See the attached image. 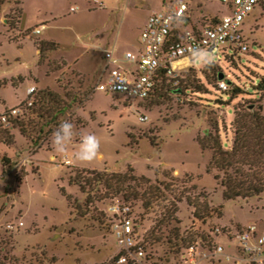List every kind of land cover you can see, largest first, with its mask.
I'll list each match as a JSON object with an SVG mask.
<instances>
[{
  "label": "rangeland",
  "instance_id": "374dc122",
  "mask_svg": "<svg viewBox=\"0 0 264 264\" xmlns=\"http://www.w3.org/2000/svg\"><path fill=\"white\" fill-rule=\"evenodd\" d=\"M168 1H2L0 111L32 101L45 89L68 108L54 123L38 119L29 109L24 117L30 122L28 134L7 128L12 143L0 142V253L12 255L21 264L34 257L42 260L41 264H114L120 250L109 233L104 212L113 201L130 207L144 264H234L241 258L235 250L240 228L256 225L264 233V191L246 199H222L215 179L220 173L206 171L210 152L196 142L216 127L223 148L228 149L235 108L258 107L264 115V93L253 88L264 78V0L242 21L246 50L219 45L223 51L213 56L217 68L213 76L210 67L202 71L193 58L191 66L174 71L170 79H176V84L167 82L157 90L159 96L152 95L147 101L95 88L104 66L102 50H112L118 59L126 51H135L146 17ZM225 13L218 2L204 1L195 10V18L202 16L203 24L208 16ZM8 20L17 23L9 27ZM37 42L47 43L46 48L48 43L55 45L42 50L39 58ZM194 84H200L201 91L195 92ZM178 85L186 90L175 89ZM31 86L34 89L26 98ZM63 120L72 122L78 134L94 133L100 139L101 154L95 161L82 164L76 159L79 135L64 153L55 150L52 133ZM31 138H37L38 144H32ZM2 157L9 159L7 166H2ZM71 170L129 172L148 183L129 182L128 190L134 188L143 198L127 201L119 194L105 196L98 185L96 191L89 192L92 202L83 209L85 194L68 183ZM146 186L157 191L145 195ZM186 198L197 204L198 212L203 204L220 209L202 220L193 216L194 208ZM143 202H148L147 207ZM72 205L78 206L77 212ZM172 227L184 244L189 240L188 247L173 250L169 246L164 237ZM150 234L161 239L153 242ZM218 245L222 251L214 253ZM239 264L248 263L241 260Z\"/></svg>",
  "mask_w": 264,
  "mask_h": 264
},
{
  "label": "built area",
  "instance_id": "2783aa9c",
  "mask_svg": "<svg viewBox=\"0 0 264 264\" xmlns=\"http://www.w3.org/2000/svg\"><path fill=\"white\" fill-rule=\"evenodd\" d=\"M204 1L218 2L226 13L221 16H208L202 24V16L195 18V10ZM261 0H169L167 4L152 11L145 19L139 32V47L126 51L120 59L110 49L102 50L104 66L95 88L105 93L122 94L125 98L143 101L156 88L160 74L165 78L174 76L177 67L191 66L193 50L199 49L216 56L219 45L227 44L237 51L246 47L241 33V24L253 6ZM38 33L39 29H34ZM119 61L124 66L117 65ZM182 62L181 66L178 63ZM219 87L224 89L223 82ZM27 88V94L33 91ZM31 101L0 111V122H9L23 116ZM145 117H140L143 120ZM67 163V160L64 161ZM109 233L117 247L114 264H144L145 254L136 239L133 216L128 204L113 201L104 208ZM20 225V223H18ZM11 227L10 225L7 226ZM240 260L248 264H264V233L256 225L240 228L237 232ZM214 253L222 251L218 245ZM228 260L229 255H224ZM190 264H195L191 262Z\"/></svg>",
  "mask_w": 264,
  "mask_h": 264
},
{
  "label": "trees",
  "instance_id": "16d2710c",
  "mask_svg": "<svg viewBox=\"0 0 264 264\" xmlns=\"http://www.w3.org/2000/svg\"><path fill=\"white\" fill-rule=\"evenodd\" d=\"M2 1L3 0H0V5ZM15 23H17V20L14 22L8 20L7 24L9 27H13ZM46 44L47 43L43 42L36 43L35 46L36 50L39 51L37 54L39 58L42 50L52 48L55 45L53 43H48V47L46 48L44 47ZM208 67L211 68L210 70L212 71L211 74L213 76L214 70H217L216 66L212 63L201 69L204 71ZM202 73L204 80L207 82V80H209L208 76L205 72ZM167 82L176 84L177 80L165 78L163 73H161L159 82L150 96L155 94L156 96H159L160 93H157V90L166 86ZM207 83L209 84V82ZM188 85H190V83ZM191 88H193L195 92H199L201 91L202 86L200 84H194ZM253 88L254 90L264 93V78H259ZM175 89L183 91L186 90V87L179 88L178 85ZM149 97L146 99H149ZM26 98H28V94ZM146 99L143 101H147ZM25 102H22V104ZM67 108L68 104L63 103L55 93L45 89L41 90L33 97L31 105L27 108V111L30 109V113L34 114L38 119L45 120L46 123H54L59 116L65 114ZM24 117L25 113L23 116L10 121L9 125L0 122V142L7 145L12 143L7 128H16L21 135L28 134L26 129L30 122L28 120L24 121ZM231 125L232 139L228 149L223 148L216 127H214L212 134L209 132L205 133L202 141H196L201 149H207L210 152L206 171L214 169L220 173L219 176H215V179L218 180V184L221 187L222 199L230 200L256 197L264 191V115L259 112L258 107H256V109H251L249 106L237 107L234 109ZM30 141L34 145L38 144L37 138H31ZM8 162V158H1L2 166H7ZM69 172L68 183L77 186L79 191L85 194L82 204L83 209H86L92 202L89 192L93 189L96 191L98 185L103 189L105 196L112 197L119 194L123 200L127 201L135 198H143V194L137 192L134 188L128 190L129 182L134 184L138 181L148 183L147 179L143 177L136 178L129 172L105 173L104 171L97 172L95 170H71ZM84 174L86 176H84ZM85 189H87V191H85ZM144 191H146L143 192L145 195H152L153 192L157 191V188L153 187L152 189L150 186H146ZM66 200L69 202L68 197H66ZM186 202L190 203L194 208L193 216L202 218V220L205 217H208L212 211L218 213L220 209L219 206L215 209H210L203 204L201 211L198 212L197 204L190 202L188 198H186ZM142 204L144 207H147L148 202H143ZM71 208L76 212L79 209L76 205H72ZM166 220L169 222L171 217L168 215ZM149 238L153 242H159L161 239V237L153 234H150ZM164 239H166V242L173 250L182 246L186 248L190 245L189 240L186 242L187 245L184 244V238L178 235L177 229L174 227L171 228L169 236H165ZM40 256H43V253H41ZM41 261L42 260L39 258L34 257L32 261L28 262V264H41ZM52 262L53 258L50 259V263ZM0 264L21 263L8 253H0Z\"/></svg>",
  "mask_w": 264,
  "mask_h": 264
},
{
  "label": "clouds",
  "instance_id": "9594fccd",
  "mask_svg": "<svg viewBox=\"0 0 264 264\" xmlns=\"http://www.w3.org/2000/svg\"><path fill=\"white\" fill-rule=\"evenodd\" d=\"M193 58L200 62L201 67L211 65L214 57L202 50H193ZM79 135V150L75 157L82 164H89L100 156L101 141L94 133L78 134L72 122L63 120L53 130L51 143L58 153H64Z\"/></svg>",
  "mask_w": 264,
  "mask_h": 264
},
{
  "label": "water",
  "instance_id": "95a60500",
  "mask_svg": "<svg viewBox=\"0 0 264 264\" xmlns=\"http://www.w3.org/2000/svg\"><path fill=\"white\" fill-rule=\"evenodd\" d=\"M221 78H222V76H221V75H219V76H218V79H221Z\"/></svg>",
  "mask_w": 264,
  "mask_h": 264
}]
</instances>
